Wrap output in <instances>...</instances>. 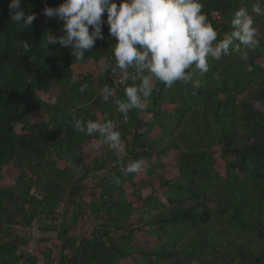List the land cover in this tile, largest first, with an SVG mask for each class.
<instances>
[{
  "label": "trees",
  "instance_id": "16d2710c",
  "mask_svg": "<svg viewBox=\"0 0 264 264\" xmlns=\"http://www.w3.org/2000/svg\"><path fill=\"white\" fill-rule=\"evenodd\" d=\"M9 2L0 0V176L10 161L25 168L11 186H0V264L37 263L35 254L16 253L25 240L16 235L5 238L12 234V224L27 226L42 218L51 221L40 229L55 230L63 248L74 250L60 254L55 264H120L128 256L132 264H192L195 257L199 264H264V64L258 61L264 58V17L251 11L256 0H201L218 40L232 30L235 10L240 6L249 10L260 46L249 52L247 61L235 53L220 60L209 58L208 72L193 77L200 81L199 88L192 82L178 81L171 88L157 82V90L141 111L144 116L137 117L139 110H133L127 120L115 105V100L125 99L124 85H115L116 76L110 70L97 79L84 76L75 83L76 94L82 81L88 83L87 103L81 106L71 107L63 99L43 103L40 92L57 84L62 89L75 75L76 60L69 48L44 46L47 33L60 36L55 24L63 21L53 18L48 29L36 19L29 27L17 25L11 20ZM60 3L21 0V8L38 18L45 16L46 5ZM106 15L102 28L109 32ZM24 40L30 45L28 53L22 47ZM108 55L112 63V50ZM96 81L98 90L92 85ZM104 85L120 90L107 103L100 95ZM42 104L51 126L30 117ZM105 117L121 133L124 152L120 157H95L93 165L84 158L83 145L89 150L94 137L75 131L72 122ZM215 146L225 160L223 176L214 171L208 155ZM173 151L174 161L169 159ZM54 157L72 163L75 169L60 167ZM110 159H122L125 164L143 159L144 164L140 172L125 176L120 162L114 165ZM30 166L39 182L26 174ZM101 170L103 175L95 176ZM113 177L120 183H114ZM87 178L96 179L100 188L97 197L89 193L90 211H104L107 222L77 242L68 236L65 222L54 221L55 210L68 197L74 202L84 192ZM151 180L156 181L157 195L140 196L141 190L153 184ZM35 185L42 193L39 197L32 190ZM128 188L135 190L137 203L128 198ZM135 208L143 215L156 211L143 221L155 242L151 248L130 244L141 227L123 221ZM114 228H123L122 241L111 234ZM42 251L50 257L48 248Z\"/></svg>",
  "mask_w": 264,
  "mask_h": 264
},
{
  "label": "clouds",
  "instance_id": "9594fccd",
  "mask_svg": "<svg viewBox=\"0 0 264 264\" xmlns=\"http://www.w3.org/2000/svg\"><path fill=\"white\" fill-rule=\"evenodd\" d=\"M264 0L252 4V13L264 17ZM11 20L17 25L29 27L36 19L34 13L21 8V0L8 4ZM48 18L63 21V35L46 34L47 44L69 48L77 61L85 59V52L103 40L102 24L106 13L109 36L115 38L111 45L113 62L101 59L102 71H111L124 85L125 99L115 100L116 110L127 120L133 110L144 111L147 101L156 89L157 82L171 88L176 82H192L199 88L200 81L193 77L205 75L209 70V58L220 60L230 54H239L247 61L249 52L260 46L253 16L245 6L232 13L231 31L222 39L203 11L201 0H62L57 7L45 6ZM91 27V31L89 30ZM25 53L30 52L28 41H22ZM131 82V83H129ZM87 83L81 84L84 93ZM100 95L105 103L114 95L113 88L104 85ZM75 131L94 137L89 148L99 151L106 147L120 157L124 152L121 133L114 122L74 119ZM143 159L120 160L121 172L127 176L138 173ZM82 171V169H79ZM103 175V171L98 173ZM113 182L120 183L118 177Z\"/></svg>",
  "mask_w": 264,
  "mask_h": 264
},
{
  "label": "rangeland",
  "instance_id": "374dc122",
  "mask_svg": "<svg viewBox=\"0 0 264 264\" xmlns=\"http://www.w3.org/2000/svg\"><path fill=\"white\" fill-rule=\"evenodd\" d=\"M119 3V2H118ZM53 18H48L46 16L38 17L36 18V23L41 26L42 28H47L46 25H52ZM55 26L58 28L59 34L63 35V32L61 31L63 22L56 23ZM91 31V27L89 29ZM62 33V34H61ZM102 33L104 36L103 40H96L95 46L93 49L88 50L85 52V59L83 61H75L72 65V70L74 78L71 80H67L66 84L61 86L62 89L59 88V84L53 85L51 89L40 92L38 94L39 99L42 100L43 103L46 104H53L55 100L63 99L66 102H63L64 104H68L71 107L76 105H83L87 102L85 100L87 99V92L88 88L84 93L76 94L77 92L74 91V85L75 83L80 80L82 77L86 78H94L97 79L98 76L102 75L104 71L101 70L99 61L101 59L105 60L106 62H109L112 59L110 58V52H111V45L113 43L112 37L109 36V32L106 30V28H102ZM261 64H264V58H261L258 60ZM87 83V80L82 81V84ZM88 84V83H87ZM97 81L93 88L97 89ZM77 86V85H76ZM121 89V88H120ZM98 90V89H97ZM120 90L118 89L115 93H117ZM115 95V96H116ZM257 106L262 108V105L260 103H257ZM50 114L46 111V108L43 106H40L39 108L33 110L32 114L30 115L32 121H35L37 123L47 122L48 126H51V124L48 122ZM20 125H17V130H19ZM157 129V128H156ZM156 133L158 131L156 130ZM88 142V141H87ZM123 143V142H122ZM87 144L83 145V149L85 150V156L84 158L91 162L94 165V158L100 157V156H112L116 155L112 151L108 150L106 147L102 148L99 151H93L89 148V150L86 148ZM219 147L215 146L212 147L211 150H209L208 155L213 160V169L216 173L223 176L225 174V160L219 155L218 151ZM174 152V151H173ZM175 154V155H174ZM169 159L174 161V156H176V152L171 153ZM55 156V154H53ZM117 156V155H116ZM125 158V157H124ZM56 163L60 167H67L70 170L75 169L73 167L72 163L59 160L56 157H54ZM121 159H110L109 163L117 165L120 162ZM94 162V163H93ZM24 166H19L15 162L10 161L4 164L2 170H1V176H0V186H11L14 183L15 177L20 174L22 170H24ZM26 174L30 177H32L35 181L39 182L40 179L38 175L35 173L33 166H30L26 169ZM95 176L99 177L98 173L95 174ZM96 179L93 178H87L83 183L85 186L84 192L80 193L78 197L75 198L74 202H69L68 198L65 199L62 203L58 205V207L55 210V213L57 215V219L54 221H63L67 224V233L68 236L75 238L77 242L82 237H90L92 231L96 228V226H100L103 224V222H107V217L104 215V211L100 212H93L90 211L89 206L92 205L90 202V192L93 193L96 197L100 194V188L96 185ZM153 181V184L147 186L145 189L141 190L140 196L144 195H157L158 190L156 186V181ZM39 186L35 185L33 187V192L35 194L38 193ZM44 191V190H43ZM134 189L128 188L127 195L128 198L134 200L135 203H137V195L134 192ZM42 193H38L37 197H39ZM130 199V200H131ZM96 203H98L96 199ZM184 204H190L189 202H185ZM212 204V203H211ZM210 205V204H209ZM143 208V207H142ZM77 210V211H76ZM155 210H147V214L143 215L142 212L135 208V210L129 214L127 219L123 221L126 225H128L130 222L131 224L129 226L135 227L139 226L141 227L140 230H136L134 235L130 238V244L132 246H138V247H147L151 248L152 245L155 243L153 238L149 237V228L147 225L143 224V221L147 220L148 217H150L152 214H154ZM74 214V215H73ZM141 216H143V219H141ZM50 219L44 220L43 218L40 220L34 219L30 225L27 226H21V225H11V231L12 234L9 237H6L5 239L9 240L12 239L15 235L18 236V238L21 239L23 242L25 240L26 243H19L16 253H27V255H33L35 254L38 258V261L36 264H55L57 259L59 258L60 254H71L74 252V250H70L67 248H63L62 246V239H58L57 232L55 230L50 231H42L40 228L42 226H46ZM54 223V222H52ZM114 237L120 238L124 234L123 228L120 229H112V233ZM1 237V236H0ZM2 238H0L1 241ZM120 241L122 239L120 238ZM46 248L49 249V255L50 257L47 258L42 255V250H46ZM26 255V256H27ZM135 257H137V254H134ZM132 256H128L122 260L119 261L120 264H132ZM16 264H28L25 260H20ZM192 264H199V257H195L193 259Z\"/></svg>",
  "mask_w": 264,
  "mask_h": 264
},
{
  "label": "crops",
  "instance_id": "0c3cea01",
  "mask_svg": "<svg viewBox=\"0 0 264 264\" xmlns=\"http://www.w3.org/2000/svg\"><path fill=\"white\" fill-rule=\"evenodd\" d=\"M143 116H144V114H143L141 111H139V112L137 113V117L141 118V117H143Z\"/></svg>",
  "mask_w": 264,
  "mask_h": 264
},
{
  "label": "built area",
  "instance_id": "2783aa9c",
  "mask_svg": "<svg viewBox=\"0 0 264 264\" xmlns=\"http://www.w3.org/2000/svg\"><path fill=\"white\" fill-rule=\"evenodd\" d=\"M114 83H115V85H121V84L118 83V77L117 76L115 77V82Z\"/></svg>",
  "mask_w": 264,
  "mask_h": 264
}]
</instances>
